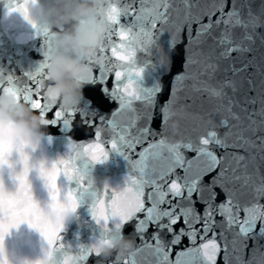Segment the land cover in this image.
I'll return each mask as SVG.
<instances>
[{"label": "snow or ice", "instance_id": "snow-or-ice-1", "mask_svg": "<svg viewBox=\"0 0 264 264\" xmlns=\"http://www.w3.org/2000/svg\"><path fill=\"white\" fill-rule=\"evenodd\" d=\"M35 3L23 0L11 9L34 29L28 6ZM118 4L108 10L115 27L108 45L100 48L108 62L90 77L80 78L93 84L100 75L102 90L116 104L110 116H97L92 100L82 109L65 110L57 106L51 87L48 96L41 92L56 51L55 34L47 27L38 33L48 49L39 69L25 73L26 82L19 86L11 76L5 80L0 75L3 94L29 104L45 125L63 121L67 126L82 114L94 134L93 142L82 146L91 162L105 163L110 152L125 162L123 184L105 185L92 208L102 231L81 259L100 257L101 249L123 238V229L131 226L140 243L119 264H218L221 259L223 264H264V0L256 11L253 0ZM181 43L183 71L172 78L168 98L161 103L164 77L172 69L171 53ZM138 59L153 71L150 86L137 83L144 70L136 67ZM157 119L159 126L154 127ZM173 121L180 122L178 135L170 132ZM24 147L23 142L16 146L11 125L5 129L0 124V168L12 167L8 158L14 149L23 164L14 177V193L0 184V264H9L4 242L21 224L38 231L50 249L61 240V218L67 210L58 199L61 175L68 181L78 177L87 191L74 160L61 159L47 170L41 164L50 207L57 214L55 225L45 222L31 196ZM68 199L75 212L79 205L71 190ZM184 240L188 243L181 246Z\"/></svg>", "mask_w": 264, "mask_h": 264}, {"label": "clouds", "instance_id": "clouds-1", "mask_svg": "<svg viewBox=\"0 0 264 264\" xmlns=\"http://www.w3.org/2000/svg\"><path fill=\"white\" fill-rule=\"evenodd\" d=\"M5 2L0 0V3ZM102 4L103 0H36L35 4L28 6L32 20L57 30L62 52L53 55L48 70V83L41 88V92L48 96L47 89L51 86L52 96L65 107L74 106L72 100L83 87L80 78L91 76L95 68L108 62V57L100 52V48L112 24L108 20V12L100 11ZM16 6L8 5L11 9ZM16 13L12 11L10 17L13 23L19 22L22 17ZM70 53L75 54V59L70 58ZM85 61L90 63L86 64ZM0 124L5 129L11 125L14 142H26L29 146L42 143L46 135V125L40 115L28 104L17 105L11 95L0 94ZM179 127V123L173 121L170 125L171 134L178 135ZM135 248L134 241L125 238L115 242L112 248L105 249V255L114 254L123 261Z\"/></svg>", "mask_w": 264, "mask_h": 264}, {"label": "water", "instance_id": "water-1", "mask_svg": "<svg viewBox=\"0 0 264 264\" xmlns=\"http://www.w3.org/2000/svg\"><path fill=\"white\" fill-rule=\"evenodd\" d=\"M260 3H261V0H253V5H254L253 10L254 11L258 10ZM261 31H264V29H261Z\"/></svg>", "mask_w": 264, "mask_h": 264}]
</instances>
